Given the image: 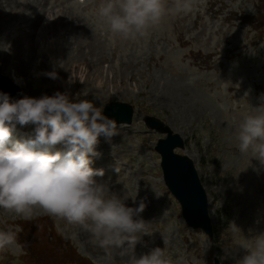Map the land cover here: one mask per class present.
<instances>
[{"label":"rangeland","instance_id":"rangeland-1","mask_svg":"<svg viewBox=\"0 0 264 264\" xmlns=\"http://www.w3.org/2000/svg\"><path fill=\"white\" fill-rule=\"evenodd\" d=\"M0 1V47L10 45V53L0 50V72L27 81V96L61 91L97 107L109 101L134 106L131 124L117 125L110 139L99 137L100 156L90 166L104 170L98 179L110 180L111 192L127 206L144 203L139 216L151 234L141 235L135 255L160 247L171 264H212L215 255L221 264H240L245 254L240 243L264 232V168L234 140L244 115L264 107V0H192L190 13L165 16L148 36L115 45L94 14L99 0H79L80 9L71 6L76 0ZM32 9L45 13L31 33L26 26ZM65 9L94 27L101 54L74 51L77 36L66 24L69 17L59 15ZM52 71L56 79L46 75ZM146 114L187 140L176 151L194 161L207 192L213 237L183 221L154 149L162 135L145 127ZM21 128L16 126L18 134ZM37 211L25 221L0 209V229L18 226L24 247L19 256L11 249L0 252V264H133L130 246L106 251L84 228Z\"/></svg>","mask_w":264,"mask_h":264},{"label":"clouds","instance_id":"clouds-1","mask_svg":"<svg viewBox=\"0 0 264 264\" xmlns=\"http://www.w3.org/2000/svg\"><path fill=\"white\" fill-rule=\"evenodd\" d=\"M192 10V0H173L171 6L168 0H99L94 14L115 45L148 36L165 16ZM0 50L10 53V45ZM46 75L57 78L55 71ZM94 99L104 104L101 97ZM17 124L34 126L22 142L12 141ZM116 133L117 122L93 100L70 99L61 91L19 99L0 92V209L25 221L33 220L39 210L80 226L106 251L130 246L133 264H171L160 247L135 255L141 235L151 234L139 216L144 203L127 206L125 199L111 192L110 180L98 179L104 177V170L90 166L92 158L100 156L99 137L110 139ZM234 140L241 153H251L250 159L264 168V107L244 115ZM20 231L18 226L0 229V252L11 249L14 255L24 254ZM239 247L245 250L240 264H264V232Z\"/></svg>","mask_w":264,"mask_h":264},{"label":"water","instance_id":"water-1","mask_svg":"<svg viewBox=\"0 0 264 264\" xmlns=\"http://www.w3.org/2000/svg\"><path fill=\"white\" fill-rule=\"evenodd\" d=\"M0 92L8 93L11 99L21 98L13 84L3 76H0ZM105 113L116 122H128L131 117V108L126 104L110 103L106 106ZM146 122L150 127L167 133L165 140H159L156 149L162 155L165 181L179 200L185 221L193 228L201 227L211 236L212 226L207 211V197L193 162L187 156L173 153V147L183 146L182 139L179 135L173 134L168 126L153 117H146ZM214 264H219L217 258Z\"/></svg>","mask_w":264,"mask_h":264},{"label":"bare ground","instance_id":"bare-ground-1","mask_svg":"<svg viewBox=\"0 0 264 264\" xmlns=\"http://www.w3.org/2000/svg\"><path fill=\"white\" fill-rule=\"evenodd\" d=\"M6 2V1H5ZM10 2V1H9ZM2 2L0 1V7H1V4ZM42 3V2H41ZM42 5V4H41ZM3 6V5H2ZM37 6H38V4H37ZM7 7H10V9L12 8L11 7V5H10V3H7ZM43 9H45V8H43ZM14 10V9H13ZM33 10L34 9H32V12H31V14H33V16H31V22H30V24H28V26H26L27 28H29V30L30 29H35V26L37 25V23H38V20L39 19H41V17L43 16V14L45 13V10H41V9H39V10H41L40 12H35V10H34V12H33ZM58 11V10H57ZM66 12V13H65ZM14 13H16V12H13V15H14ZM57 13H60V11L59 12H57ZM30 14V15H31ZM67 15L69 18L67 19V22H66V24H68V26L71 28V30H73V32H74V34L77 36L76 37V40H75V42H76V45H75V47H74V51L77 53V52H80V51H83V49L84 48H87L88 49V52H94V51H96V50H98L99 49V46L100 45H96L95 44V40L94 39H96V37L95 38H93L95 35V31H94V27L92 26V25H90L89 23H87L86 22V20L85 19H83V18H81L80 16H78L77 15V13L76 12H73V11H66V9H65V11L64 12H61L59 15ZM59 15H57V16H59ZM81 15V14H80ZM26 16V15H25ZM0 18H1V20L3 19V17H2V15L0 16ZM66 21V20H65ZM65 21H63V22H65ZM4 24V23H3ZM21 26H23V25H21ZM93 28H92V27ZM37 29V28H36ZM43 30V29H42ZM31 31V30H30ZM29 31V32H30ZM37 32V31H36ZM31 33H32V31H31ZM45 33V32H44ZM20 40V39H19ZM19 40L18 39H16V43H18L19 42ZM100 40V39H99ZM96 42H97V39H96ZM74 43V42H73ZM16 47V49H15V51L16 52H18V54L17 55H21V52H20V50L19 49H17V48H20V46L19 45H16L15 46ZM72 48V47H71ZM99 51V50H98ZM82 53V52H81ZM98 53V52H97ZM79 54V53H78ZM19 57V56H18ZM19 60V59H18ZM20 60H22V61H24L23 59H20ZM22 61H21V63H22ZM69 62V61H68ZM91 67V66H90ZM22 69V68H21ZM20 74H22L19 70H18V75L20 76ZM17 83H18V85L21 87V89L23 90V91H26V84H28V82L27 81H25V80H23L22 82H18V81H16ZM100 84V83H99ZM101 85V84H100ZM29 86V85H28ZM25 93V92H24ZM26 94V93H25ZM16 130H19V129H16ZM15 130V131H16ZM13 132V142H14V140H17L18 142H21V137H20V134H18V131H16V132ZM20 133H22V131H20ZM98 148V147H97Z\"/></svg>","mask_w":264,"mask_h":264}]
</instances>
